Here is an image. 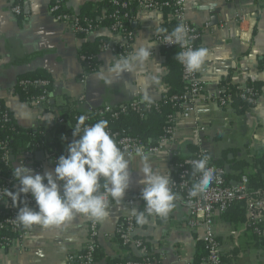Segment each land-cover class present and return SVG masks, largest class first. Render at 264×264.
<instances>
[{
  "label": "crops",
  "instance_id": "crops-1",
  "mask_svg": "<svg viewBox=\"0 0 264 264\" xmlns=\"http://www.w3.org/2000/svg\"><path fill=\"white\" fill-rule=\"evenodd\" d=\"M12 1L0 0V104L18 127L47 132L66 99L68 103L76 102L75 110L84 113L133 101L156 102L171 89L165 79L174 59L153 41L156 34L167 33L163 30L165 25L174 22L169 11L144 10L130 0L133 52L149 47L152 58L132 73H115L111 69L118 59L108 51H99L95 54V71L82 79L86 72L79 56L84 44L98 40L113 45L122 42L120 35L103 25L107 20L105 0H62L63 9L77 16L85 4L95 5L91 13L98 25L84 38L75 35L67 23L54 19L49 13L52 0H15L21 7L18 16L11 11ZM182 1L185 21L201 32L198 47L208 52L203 63L206 92L216 94L222 86L245 88L253 84L260 87V92L255 105L248 108L222 109L198 101L191 117H177L173 144L159 155L148 157L149 162L172 180L174 165L203 149L215 165L225 169L227 182L234 184L242 175L250 176L253 158L264 154V0ZM34 72H42L51 82L49 107L31 108L15 93L19 78ZM195 119L202 123L196 124ZM129 164L131 184L124 200L112 199L108 217L97 221L95 264L142 259L140 252L123 247L115 236L117 224L129 213L126 197L144 187L139 183L143 178L142 158L133 157ZM54 168L45 162L42 174ZM17 186L20 188L18 181ZM145 216L143 224L135 218L134 234L143 240L151 264L195 263L196 255L202 252L198 246L203 242L205 229L187 227L189 213L179 196L166 217ZM229 216L237 217L238 210H230ZM212 219L223 264H264V247L249 232L245 212L241 222L228 221L217 212ZM90 220L77 214L59 226L35 225L27 237L15 241L11 248L0 249V264H66L67 256H78L84 251Z\"/></svg>",
  "mask_w": 264,
  "mask_h": 264
},
{
  "label": "built area",
  "instance_id": "built-area-1",
  "mask_svg": "<svg viewBox=\"0 0 264 264\" xmlns=\"http://www.w3.org/2000/svg\"><path fill=\"white\" fill-rule=\"evenodd\" d=\"M12 6V13L15 16L21 14V7L17 3ZM108 3L113 8V12L108 16L112 23L109 26L110 30L121 36L122 42L119 45H113L107 41H102L100 44V52H110L117 59L127 57L133 52V32L128 30V24L130 23L129 9L132 5L130 0H108ZM136 7L144 10H167L171 14V18L174 21L176 27L183 26L185 28V39L188 44L181 48L179 44L175 43V38L172 33H158L154 36V43L162 50L177 49L178 52L186 51L188 48H199L198 43L201 36V32L195 27L191 26L185 21L184 17V3L182 0H163L161 2L157 0H134ZM63 4L61 0H52L49 7V13L58 22L67 23L69 29L76 35L78 33L87 36L92 32V26L87 21L80 23V19L77 15L62 12ZM244 18H240L242 23ZM226 26L224 23L223 27ZM240 35V32H239ZM92 56L85 57L79 56L81 64L90 63ZM180 67L181 81L183 83V90L171 97L163 96L159 101L152 103H141L139 101H133L122 105L117 108L111 106H104L98 110L88 109L84 112V116H88L93 112H97L99 115H108L111 119H117L120 115L127 111L140 113L142 108L150 110L158 108V102L167 101L173 105L177 111L170 117L169 125L164 128L163 136L158 140L155 146L145 145L140 140L132 138L127 135L125 131L112 132L108 130L115 140L117 145L125 151L129 160L133 157H140L147 155L148 157L157 156L162 153L168 146L173 144L175 134V122L177 117L187 119L191 117V114L195 110V104L198 101H203L207 105H216L219 108H230L233 103L232 93L227 86H222L216 92V94H209L206 92V82L203 79L205 69L203 65L197 71H189L185 65L177 61ZM84 67V65H83ZM85 69V74L82 79H85L87 74L93 73L95 67L89 70ZM32 88H38L41 90L39 95L30 96L23 100L31 108H37L41 106H48L50 103V93L48 88L51 86L49 80H34L31 83ZM240 98L246 102L249 106L253 107L259 96L258 92L253 88H236ZM88 118V117H87ZM11 120L9 112L3 109L0 104V121L7 123ZM196 124L202 123L200 120H194ZM55 123L62 124L63 120L58 116L55 118ZM200 132L204 131L203 127L199 128ZM45 131L39 132V137L45 136ZM137 148L141 149L142 155L137 154ZM0 151H2L1 161L4 163V167L8 170V176L3 177L0 169V249H9L13 246L14 242L27 237L31 228L22 226L16 218L17 212L20 207L28 206L29 208L36 210V202L31 194L21 193L19 200L13 204L12 200L3 195L4 188L12 192H18L17 180L13 176V168L18 167L20 164H24L26 167L33 170L34 174H42L43 164L50 162L55 166L56 158L53 154L48 153L43 149V143L33 145V149L26 150L20 155H12L5 147L3 140H0ZM41 152L43 157L41 161L36 160L34 157L36 153ZM13 157V160H10ZM204 157H208L207 167L213 169V179L206 190L198 192L197 195H190L194 184L199 182L200 173H194L192 169V161L199 160ZM175 176L171 180L170 188L176 196H179L180 200L186 207L189 213L187 220V227L194 229L196 227L203 226L205 234L202 242L203 256L198 263L191 264H223L221 258V248L213 233V214L215 212L224 214L233 205L242 204L246 216V226L252 236L258 241H264V189H260L253 192L249 187V179L247 175H242L239 180L234 183H228L226 180V171L224 168L215 165L209 158L207 152L203 149H199L191 157L182 159L180 162L174 165ZM104 181H101L103 185ZM101 191L104 192L103 187ZM140 192L126 197V206L129 213L124 219L119 222L115 229V236L118 242L125 248L134 249L142 254L140 261H116L113 264H151L150 258L147 257V248L143 240L137 238L135 232V216L132 215L131 210L136 209L144 211L145 202L141 198ZM109 207L112 203V198L108 197ZM145 214H147L145 212ZM99 235V226L97 220L91 218L89 222V234L87 245L84 251L78 256L69 255L66 258V264H95V254L97 251L96 241Z\"/></svg>",
  "mask_w": 264,
  "mask_h": 264
},
{
  "label": "clouds",
  "instance_id": "clouds-1",
  "mask_svg": "<svg viewBox=\"0 0 264 264\" xmlns=\"http://www.w3.org/2000/svg\"><path fill=\"white\" fill-rule=\"evenodd\" d=\"M185 31L183 26H177L172 33L175 43L181 48L188 44L184 38ZM151 50L142 46L131 55L118 59L111 70L115 73H132L137 66L152 58ZM207 55V49L203 47L188 48L176 53L175 59L185 65L187 70L197 71ZM86 119L84 115L78 117L73 136L79 139L68 144L67 155L58 158L53 171L34 174L23 163L13 168V176L20 185L19 191L12 192L4 188L3 195L15 204L21 193L31 194L38 206V210L28 206L19 208L15 219L22 226H59L77 214L102 221L109 215V196L117 202L124 200L131 184L129 157L112 138L106 120L87 125ZM136 151L142 155L140 148ZM142 160L140 172L143 178L139 183L144 185L140 193L145 202L144 211L135 207L131 210L138 224L146 222L145 212L149 216L166 217L174 207L175 199L170 188V177L154 168L147 155H142ZM207 162L208 157L192 161L193 172L201 174L199 182L192 187V196L206 190L213 179V169L207 167Z\"/></svg>",
  "mask_w": 264,
  "mask_h": 264
},
{
  "label": "trees",
  "instance_id": "trees-1",
  "mask_svg": "<svg viewBox=\"0 0 264 264\" xmlns=\"http://www.w3.org/2000/svg\"><path fill=\"white\" fill-rule=\"evenodd\" d=\"M159 2L163 0H157ZM62 2V0H61ZM63 4V2H62ZM105 5L107 8V20L104 21L103 25L110 26L112 21L108 17L112 12L113 8L108 3V0H105ZM95 5L88 3L85 4L81 12L78 16L80 19V23L83 21L89 22L92 26V31L97 27L98 22L95 19V14L91 13V10ZM129 11V10H128ZM62 12L66 11L62 9ZM128 30L130 29V24L127 25ZM167 27V30L165 29ZM175 23H170L167 26H164L165 31L167 33H173L175 30ZM80 38H84L85 35L78 33L76 34ZM105 40H98L94 44L86 43L83 46V51L80 55L85 57L92 56L90 63L83 64L86 70L91 69L97 65L95 60V54L99 52L100 44ZM163 52H167L171 54L174 62L173 66H169V76L166 77V82L171 86L169 92H167L166 97H171L173 95L179 94L183 90V83L181 81L180 69L177 60L175 59L176 53H178L177 49L172 50H164ZM264 68V65H263ZM34 80H48L46 76L42 74V72H34L23 75L19 78L16 86L15 93L20 97L21 100H24L30 96L39 95L41 90L38 88H32L31 83ZM228 89L232 93L233 103L231 105L234 107H244L248 108L249 106L246 102H244L240 96L238 95V91H236L237 87L227 86ZM247 88H253L255 91L260 92V87L258 85H249ZM50 93L51 86L48 88ZM74 103H68V100H65V103L59 107L58 109V117L63 120L62 124L54 123L53 126L45 133L44 137H39V132L42 129L26 130L18 127L12 120L7 123H3L0 121V140H3L5 143L6 149L12 155H20L24 153L26 150L33 149L34 144L43 143V149L48 151V153L53 154L56 158H59L61 155H67V146L74 139H79V137L73 136V127L76 126L77 119L79 116L83 115V112H79L75 110ZM50 103L48 104V107ZM3 109H5L3 107ZM177 111L173 105L167 101L158 102V108L154 109L153 107L150 110H145L142 108L140 113L127 111L126 113L120 115L117 119H111L108 115H99L97 112H93L89 114L85 121L87 125H92L99 120H106L108 122V130L112 132L116 131H125L127 135L132 138L140 140L145 145L155 146L158 140L163 136L164 128L169 125L170 117ZM62 137H66V139H62ZM35 157V156H34ZM2 151H0V169L1 175L3 177L8 176V170L4 167V163L1 161ZM217 166H221L220 164H216ZM253 173L248 176L249 179V187L253 192H256L260 189H264V154H260L259 156L253 158ZM18 203L21 200H17ZM237 209L238 216L231 217L230 210ZM227 217L228 221L231 222H241L244 219V208L242 204L233 205L227 212L224 213ZM2 217H0L1 219ZM262 247H264V241H260ZM199 250L202 247V244L198 246ZM203 256V251L198 253L195 257L194 262L198 263L200 258ZM141 258H133L127 261H140ZM116 262V261H114ZM114 262L109 264H113Z\"/></svg>",
  "mask_w": 264,
  "mask_h": 264
},
{
  "label": "water",
  "instance_id": "water-1",
  "mask_svg": "<svg viewBox=\"0 0 264 264\" xmlns=\"http://www.w3.org/2000/svg\"><path fill=\"white\" fill-rule=\"evenodd\" d=\"M52 102V101H51ZM43 155L41 152H38L35 154V158L36 160L40 161L42 159ZM10 160L12 161L13 160V157H10Z\"/></svg>",
  "mask_w": 264,
  "mask_h": 264
}]
</instances>
